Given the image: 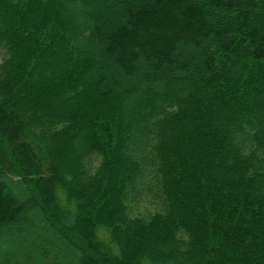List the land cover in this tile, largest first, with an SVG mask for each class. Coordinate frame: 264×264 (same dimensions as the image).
<instances>
[{
	"label": "trees",
	"instance_id": "obj_1",
	"mask_svg": "<svg viewBox=\"0 0 264 264\" xmlns=\"http://www.w3.org/2000/svg\"><path fill=\"white\" fill-rule=\"evenodd\" d=\"M0 264H264V0H0Z\"/></svg>",
	"mask_w": 264,
	"mask_h": 264
},
{
	"label": "rangeland",
	"instance_id": "obj_2",
	"mask_svg": "<svg viewBox=\"0 0 264 264\" xmlns=\"http://www.w3.org/2000/svg\"><path fill=\"white\" fill-rule=\"evenodd\" d=\"M148 208H150V207L145 203L144 205H141V208H139V209H140L139 212H140V213H143V212L146 211V210H147V211H148V210H151V209H148ZM102 234H103V229L100 228V229L98 230V235H99V237H100L102 240H106V241H107V240H108L107 237H106L107 235L105 234L106 236H105V235L102 236ZM102 237H103V238H102ZM59 252H60V251H59Z\"/></svg>",
	"mask_w": 264,
	"mask_h": 264
}]
</instances>
